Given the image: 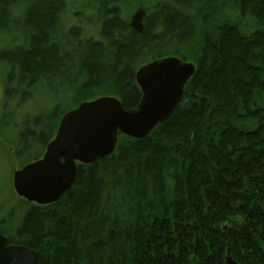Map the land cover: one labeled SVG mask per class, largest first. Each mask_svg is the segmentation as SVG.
Here are the masks:
<instances>
[{"label":"trees","instance_id":"trees-1","mask_svg":"<svg viewBox=\"0 0 264 264\" xmlns=\"http://www.w3.org/2000/svg\"><path fill=\"white\" fill-rule=\"evenodd\" d=\"M77 4L0 0V30L17 31L0 50L6 103L42 88L73 100L26 124L24 146L42 145L28 162L81 102L135 108L146 62L175 56L194 73L163 122L77 164L56 201L2 202L0 234L38 264H264V0H90L87 18Z\"/></svg>","mask_w":264,"mask_h":264},{"label":"water","instance_id":"water-1","mask_svg":"<svg viewBox=\"0 0 264 264\" xmlns=\"http://www.w3.org/2000/svg\"><path fill=\"white\" fill-rule=\"evenodd\" d=\"M194 70L192 62L175 56L156 58L135 72L141 90L135 108L126 110L116 97L104 95L66 111L42 156L13 171L15 194L39 205L56 201L72 185L77 164L113 153L119 134L143 138L163 122L180 102ZM0 264H38V255L27 246L9 244L0 234Z\"/></svg>","mask_w":264,"mask_h":264},{"label":"rangeland","instance_id":"rangeland-1","mask_svg":"<svg viewBox=\"0 0 264 264\" xmlns=\"http://www.w3.org/2000/svg\"><path fill=\"white\" fill-rule=\"evenodd\" d=\"M78 2L77 9L83 12V16L91 17V9L88 8L90 0H76ZM81 9V10H80ZM70 10V9H69ZM69 12L66 14L68 18ZM143 10L138 7L130 14L129 20L132 26L139 28L141 26V18ZM17 31L14 27L0 30V50L4 45L11 47L13 42L9 43ZM0 67V204H4V210H8L11 205H18L19 197L15 194L12 187L13 171L20 168V164L27 163L31 158L38 155L42 150L41 143H38L32 137L29 138L30 147H25L21 135L26 130V124H30L34 117H45L56 107L57 110L64 111L69 109L73 100L64 97L57 99L54 93L44 88L39 89L32 97L23 96L8 99L6 103L5 73ZM33 124V123H31ZM40 134L49 137V128L39 131ZM37 135L36 137H38ZM21 212L18 210L15 220L16 224L20 220Z\"/></svg>","mask_w":264,"mask_h":264}]
</instances>
